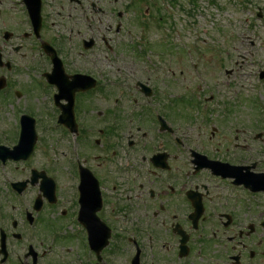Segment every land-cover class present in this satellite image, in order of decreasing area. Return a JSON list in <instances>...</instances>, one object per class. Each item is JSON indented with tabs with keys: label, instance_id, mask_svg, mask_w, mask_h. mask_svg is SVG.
<instances>
[{
	"label": "flooded vegetation",
	"instance_id": "flooded-vegetation-1",
	"mask_svg": "<svg viewBox=\"0 0 264 264\" xmlns=\"http://www.w3.org/2000/svg\"><path fill=\"white\" fill-rule=\"evenodd\" d=\"M16 39L0 45L2 59L11 63L0 65V145L8 147L18 140L20 121L17 108L9 111L7 103L23 97L15 73L30 63L19 58L27 57ZM234 92L232 99L241 100L240 91ZM130 93L137 96L127 94L120 103L115 100L117 105L112 96V110L97 111L104 127H95L94 155L81 153L77 162V169L82 164L94 172V225L109 233L108 244L86 255L87 230L71 193L57 192L56 202L43 198L38 207L39 183L32 176L36 170L50 175L49 165L36 168L32 156L0 159V191L5 190L0 192V264H66L67 257L71 264H264V217L256 213L264 206V188H256V173L264 174V148L258 146L264 132L233 124L235 137L219 139L214 126L212 138L201 144L184 130L181 122L191 115L179 111L172 94ZM5 111L14 120H5ZM196 128L203 129V123ZM19 163L23 172L29 169L23 179L15 176L22 172ZM2 167H8L7 178ZM72 173L78 183V170ZM21 180H27L23 201L13 186ZM45 222L53 228L49 235L42 229ZM54 223L60 225L55 229ZM66 241H75L81 251L74 253ZM58 246L65 250L53 254Z\"/></svg>",
	"mask_w": 264,
	"mask_h": 264
},
{
	"label": "rangeland",
	"instance_id": "rangeland-1",
	"mask_svg": "<svg viewBox=\"0 0 264 264\" xmlns=\"http://www.w3.org/2000/svg\"><path fill=\"white\" fill-rule=\"evenodd\" d=\"M194 1L196 6L191 0H176V4L166 6L160 0H137L133 7L134 0H83L94 16V26L88 27L79 6L75 7L77 10L73 9L71 18L66 14L69 11L67 0H43L42 39L57 46L69 69H82L100 80V86L96 89L102 90L85 95L88 101L82 96L78 109L80 126L85 130L80 149H84L88 157L94 155V137L99 136L96 125L104 127V120H96L97 111L103 113L112 110L110 99L116 91H135L138 80L174 95L175 103L180 106L179 111L191 115L181 124L186 132L194 136L195 142L208 143L214 126H218L215 137L219 139L235 137L231 131L233 124L256 128V133L264 132V80L260 82L257 79L258 73L264 70V0ZM19 2L21 6L13 5L12 0H0L3 14V18H0V45L4 42L3 26L14 33L12 38L15 39V33L23 36L30 31L25 13L20 12L22 0ZM74 11L82 18L81 26ZM140 13H143L144 22L139 20ZM119 23L117 32L115 29ZM80 28L83 36L96 37L98 42L92 49H81L77 34ZM177 33L181 34L180 39ZM183 41L198 63V73L189 66ZM24 42L15 40V43L24 45L23 52H26L23 57L27 58H19L22 63L31 58L34 67L39 68L38 62L43 61L45 56L35 48V41L30 37ZM155 64L158 65L157 70ZM227 70L232 73H226ZM15 75L16 89L23 93V97L8 102L7 107L9 111L16 107L20 114L21 109L29 112L33 105L31 112L38 116L36 125L39 136L32 154L34 166L45 168L49 165L50 175L58 180L60 195H70L72 189L65 186L70 182V165L63 162L61 156H70L79 151L80 138L73 143L70 136L62 135L59 128L54 130L50 125L48 127V121H56L53 113H48V97L45 103H39L44 95L40 83L34 81L32 93L29 94L26 89L30 88L32 81L28 70L21 66ZM234 91H240L241 100L232 99ZM211 94L215 95L212 103L205 98ZM197 95L202 97V102H198ZM226 103L228 108L223 109ZM201 104L207 106V121L203 118L206 117L205 111L203 115L198 113ZM173 114L178 117L176 112ZM3 117L5 120L11 118L8 121L14 120L12 112H3ZM197 123H203V129L198 130ZM258 146L264 148V133ZM22 168L23 164L19 163V170L22 171ZM59 169L61 174L58 175L56 170ZM28 173L29 169L26 168L15 176L27 177ZM256 213L260 218L264 217V206L256 208ZM59 225L55 224V229ZM42 229L47 235L51 233L50 229L53 231L48 222L42 225ZM65 245L74 248V253L81 251V245L75 241L71 244L66 241ZM56 250L61 252L65 249L58 246L53 254H56ZM211 258L209 256L208 259ZM66 264H71L68 257Z\"/></svg>",
	"mask_w": 264,
	"mask_h": 264
},
{
	"label": "water",
	"instance_id": "water-1",
	"mask_svg": "<svg viewBox=\"0 0 264 264\" xmlns=\"http://www.w3.org/2000/svg\"><path fill=\"white\" fill-rule=\"evenodd\" d=\"M33 9V15L35 20L39 23L40 18H39V7H35ZM47 50L52 53L53 60H54V68L52 73H48V79L50 82L58 84V87L60 89V94H58L56 97L57 99L62 98L63 96L66 97L70 102L69 106H67L66 111L62 115V120L65 121L72 129H75V123L73 119V113H72V105H73V94L74 91L70 94V96H65L63 94V90H65V87L63 86L62 82V76H64L63 68L60 65V62L56 60V56L54 54V50L50 48V46H46ZM77 78H75L73 85L76 86L78 85L77 83ZM34 121L30 120V117L25 116V124H24V129H23V134L21 136V140L19 142V145L15 148V153H19V155H23L24 158L29 156V154L32 152L33 147L36 143L37 140V135L35 132L34 128ZM44 181L45 183L52 182V179L47 177L46 175L44 176ZM87 195L92 198L94 197V188L87 193Z\"/></svg>",
	"mask_w": 264,
	"mask_h": 264
}]
</instances>
